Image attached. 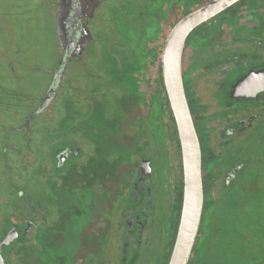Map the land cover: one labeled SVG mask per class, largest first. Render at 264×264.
Returning a JSON list of instances; mask_svg holds the SVG:
<instances>
[{
  "label": "flooded vegetation",
  "instance_id": "af4514ba",
  "mask_svg": "<svg viewBox=\"0 0 264 264\" xmlns=\"http://www.w3.org/2000/svg\"><path fill=\"white\" fill-rule=\"evenodd\" d=\"M65 2L58 57L30 66L49 75L44 90L0 79V264H171L185 121L203 196L185 264H264V0H235L188 30L214 0Z\"/></svg>",
  "mask_w": 264,
  "mask_h": 264
},
{
  "label": "rangeland",
  "instance_id": "374dc122",
  "mask_svg": "<svg viewBox=\"0 0 264 264\" xmlns=\"http://www.w3.org/2000/svg\"><path fill=\"white\" fill-rule=\"evenodd\" d=\"M7 0H0L3 4ZM56 0H8L12 16H0V79L8 87H19L39 94L49 82V75L30 71L33 64L50 67L59 55L54 23ZM2 6V7H3ZM32 12H27L31 11ZM17 12V14H15ZM18 48L19 52L14 50ZM10 52L21 63L18 80L6 70L3 52ZM28 66V69L26 68ZM44 68V67H42ZM258 217L260 214L258 213Z\"/></svg>",
  "mask_w": 264,
  "mask_h": 264
},
{
  "label": "water",
  "instance_id": "95a60500",
  "mask_svg": "<svg viewBox=\"0 0 264 264\" xmlns=\"http://www.w3.org/2000/svg\"><path fill=\"white\" fill-rule=\"evenodd\" d=\"M235 0H214L213 3L201 9L199 12L189 16L181 24V28L189 29L201 24L207 18L213 16L220 10L226 8L228 5L233 3ZM60 9L63 10L66 6L65 0H59ZM176 37V31L173 36H171L167 43V51L171 54L174 50L173 39ZM68 58L64 56L59 60L57 64V74L54 77V80L45 96V99L38 110L32 115L31 118L39 114L45 106L50 102L54 97L56 89L61 80V72L65 67ZM173 67V65H172ZM170 68V62L165 64V72ZM171 92V91H170ZM172 99L175 100V94L172 91ZM176 114L178 115V110L174 106ZM179 116V115H178ZM180 122V120H179ZM180 130L182 131L183 141H184V155H185V169H186V179H185V205H184V221L182 225V230L180 232V237L178 241V246L176 248V253L171 264H185L194 238L196 236L201 210L203 205V196H202V186H201V173H200V156L195 147V141L191 136H189L188 129L185 123L180 122Z\"/></svg>",
  "mask_w": 264,
  "mask_h": 264
}]
</instances>
